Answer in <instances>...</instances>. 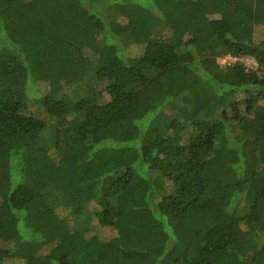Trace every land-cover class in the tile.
<instances>
[{
	"label": "trees",
	"instance_id": "trees-1",
	"mask_svg": "<svg viewBox=\"0 0 264 264\" xmlns=\"http://www.w3.org/2000/svg\"><path fill=\"white\" fill-rule=\"evenodd\" d=\"M256 26L244 0H0V264H264Z\"/></svg>",
	"mask_w": 264,
	"mask_h": 264
},
{
	"label": "rangeland",
	"instance_id": "rangeland-1",
	"mask_svg": "<svg viewBox=\"0 0 264 264\" xmlns=\"http://www.w3.org/2000/svg\"><path fill=\"white\" fill-rule=\"evenodd\" d=\"M244 3L246 5V8L248 9V11H250L252 14H256L259 12H263L264 11V6H263V2L260 0H244ZM66 29L68 30V33L71 34L72 36L77 37L78 36V30L75 27V24L72 22L67 23ZM254 39L255 42H259L264 40V28L262 26H256L255 27V34H254ZM138 53V49L133 47L131 48V54L132 55H136ZM235 61H239L241 62L246 68L248 69H256V63L254 61V59L249 58V57H243V58H233V57H229V56H223L220 59H218V63L221 66L227 65L228 63H233ZM67 79V78H66ZM63 80L60 81L58 83H53L51 85H48L46 83H42L40 85H38V87H34L31 86L30 87V93H33L34 90L33 89H37V91L39 93H41L42 95H47L48 97L53 98L58 92H60L61 90H64V88L66 89L68 86V82L67 80ZM104 85L103 84H96L94 87V91L95 94L97 95L98 98H102V100H106L107 96L105 95L103 88ZM37 105L34 104L33 100L27 101L26 103V108L25 110H27V112L29 113H34L36 111ZM24 109V108H23ZM228 114V118L233 117L234 116V112L232 111H227ZM238 114L241 115H245V107L242 105L238 106ZM210 125V122H203L202 124H200L199 128L202 129H206L208 128V126ZM69 136L68 133L65 131L64 132V143H68L69 142ZM152 142H149L148 145H151ZM184 156L186 158H189L190 156V150L187 147L184 150ZM6 180V170L3 168L2 171L0 172V181H5ZM94 207V206H92ZM122 212L121 211H116L114 213V215H112V217L110 218L109 224L106 227H99L96 225V221L93 220V224L95 226L96 229V233L98 234L99 237L104 238V239H109L112 238L114 236H116V231L117 228L119 226V217L120 214ZM61 215H66L65 212H62ZM7 264H22V261L17 260V259H13L7 262Z\"/></svg>",
	"mask_w": 264,
	"mask_h": 264
}]
</instances>
